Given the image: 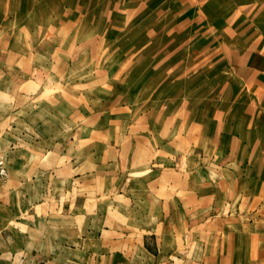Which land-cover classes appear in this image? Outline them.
Masks as SVG:
<instances>
[{"label": "crops", "instance_id": "1", "mask_svg": "<svg viewBox=\"0 0 264 264\" xmlns=\"http://www.w3.org/2000/svg\"><path fill=\"white\" fill-rule=\"evenodd\" d=\"M9 1L0 264H264V0H141L169 21L167 35L144 37L174 46L142 65L157 79L141 113L114 114L109 130L101 99L87 102L85 84L55 70L60 49L39 47L37 25L22 23V3L31 13L36 0H14L12 25ZM70 2L60 4L72 24L106 15L96 0ZM104 6L118 15L117 0ZM122 117L138 129L119 130Z\"/></svg>", "mask_w": 264, "mask_h": 264}, {"label": "rangeland", "instance_id": "2", "mask_svg": "<svg viewBox=\"0 0 264 264\" xmlns=\"http://www.w3.org/2000/svg\"><path fill=\"white\" fill-rule=\"evenodd\" d=\"M70 1V8H72V1L75 0ZM96 1L101 3V9L106 11V15L102 12V17L98 16L100 20L96 24L86 20L90 13L85 18L81 17L83 20L79 23L68 22L63 17L61 0H36L31 13L30 9H25L22 3L20 17L22 23L26 25L29 23L33 26L37 25L35 34H37L39 47L45 49L52 46L54 49L59 48L62 52L58 60L54 62L55 70H64L65 77L85 84L87 102L101 99V104L96 103V107L98 106L101 111L102 119L99 122L103 130H109L112 121L110 117L114 114L117 113L121 117L129 110L141 113V103L147 99L148 90L156 91L152 89V82L148 81L157 79L156 71H144L142 65L157 64V56L151 53L154 54V51L164 46L173 47L174 40L173 38L166 40L152 38L147 41L144 37L147 31L151 32V37H157L159 33L164 32L167 35L169 21L167 19L165 25L159 24L156 11L154 15L149 9L142 8L141 0H117L118 15L116 17L113 12L104 8L108 0ZM17 4L18 1L10 0L7 7V19L10 20L11 25L15 24L14 18L17 19L15 17ZM70 8L66 6L67 10ZM89 12L92 13L93 8L89 9ZM148 12L150 15H147ZM98 34L101 36V41ZM110 35L115 39L110 40ZM185 36L186 33L182 32L181 39L176 40V44L181 42L182 47L186 46L189 41H185ZM148 42H150V53L142 50ZM199 43L196 47L200 46ZM144 52L146 55L143 54ZM126 65H130L127 70ZM59 74V71L54 74L56 79L59 78ZM87 106H91L87 108L88 116V111H92V104ZM96 116H99L97 110ZM139 120L136 118L126 120L122 117V119L114 120V126L117 123L119 130L123 131L129 127L138 129ZM136 142L140 143L141 137L136 138ZM1 152L4 153V151Z\"/></svg>", "mask_w": 264, "mask_h": 264}, {"label": "built area", "instance_id": "3", "mask_svg": "<svg viewBox=\"0 0 264 264\" xmlns=\"http://www.w3.org/2000/svg\"><path fill=\"white\" fill-rule=\"evenodd\" d=\"M8 178L7 157L5 153L0 151V185Z\"/></svg>", "mask_w": 264, "mask_h": 264}]
</instances>
